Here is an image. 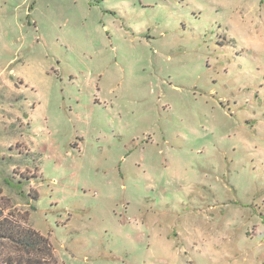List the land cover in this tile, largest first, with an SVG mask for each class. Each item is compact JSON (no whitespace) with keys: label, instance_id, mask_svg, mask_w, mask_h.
Here are the masks:
<instances>
[{"label":"rangeland","instance_id":"1","mask_svg":"<svg viewBox=\"0 0 264 264\" xmlns=\"http://www.w3.org/2000/svg\"><path fill=\"white\" fill-rule=\"evenodd\" d=\"M0 210L58 264H264V0H0Z\"/></svg>","mask_w":264,"mask_h":264},{"label":"trees","instance_id":"2","mask_svg":"<svg viewBox=\"0 0 264 264\" xmlns=\"http://www.w3.org/2000/svg\"><path fill=\"white\" fill-rule=\"evenodd\" d=\"M0 264L58 263L48 238L31 226L13 223L0 210Z\"/></svg>","mask_w":264,"mask_h":264}]
</instances>
